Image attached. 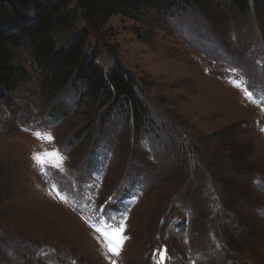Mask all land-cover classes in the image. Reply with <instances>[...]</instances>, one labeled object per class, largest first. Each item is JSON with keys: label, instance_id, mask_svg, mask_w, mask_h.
I'll list each match as a JSON object with an SVG mask.
<instances>
[{"label": "rangeland", "instance_id": "obj_1", "mask_svg": "<svg viewBox=\"0 0 264 264\" xmlns=\"http://www.w3.org/2000/svg\"><path fill=\"white\" fill-rule=\"evenodd\" d=\"M215 1L114 16L91 37L101 66L139 81L156 131L128 132L108 107L89 116L71 89L73 113L56 120L36 80L10 103L0 264H264V8ZM85 25L55 30L58 46Z\"/></svg>", "mask_w": 264, "mask_h": 264}, {"label": "trees", "instance_id": "obj_2", "mask_svg": "<svg viewBox=\"0 0 264 264\" xmlns=\"http://www.w3.org/2000/svg\"><path fill=\"white\" fill-rule=\"evenodd\" d=\"M216 4L215 0H0V119L36 80L40 103L50 107L56 120L73 113L60 97L76 90L86 101L89 116L108 107L106 119L122 115L128 132L131 121L137 132L148 124L156 131L139 81L118 63L108 69L101 66L98 51H88L91 37L102 34L114 16L164 17L181 6L209 13ZM231 4L243 17L264 8V0H231ZM78 18L86 27L58 46L53 32ZM21 50L29 54L31 69L17 60Z\"/></svg>", "mask_w": 264, "mask_h": 264}]
</instances>
